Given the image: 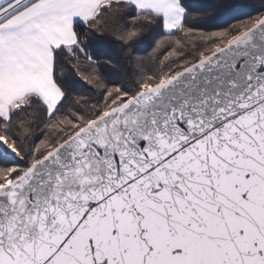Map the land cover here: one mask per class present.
I'll return each mask as SVG.
<instances>
[{
    "label": "snow or ice",
    "instance_id": "snow-or-ice-1",
    "mask_svg": "<svg viewBox=\"0 0 264 264\" xmlns=\"http://www.w3.org/2000/svg\"><path fill=\"white\" fill-rule=\"evenodd\" d=\"M0 264H264V0H0Z\"/></svg>",
    "mask_w": 264,
    "mask_h": 264
},
{
    "label": "trees",
    "instance_id": "trees-1",
    "mask_svg": "<svg viewBox=\"0 0 264 264\" xmlns=\"http://www.w3.org/2000/svg\"><path fill=\"white\" fill-rule=\"evenodd\" d=\"M222 23V22H221ZM150 52V49L148 50ZM139 55H142V56H147L148 55V52H141L139 53Z\"/></svg>",
    "mask_w": 264,
    "mask_h": 264
}]
</instances>
